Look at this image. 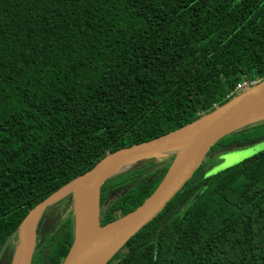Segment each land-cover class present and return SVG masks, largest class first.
Returning <instances> with one entry per match:
<instances>
[{"label": "trees", "instance_id": "obj_1", "mask_svg": "<svg viewBox=\"0 0 264 264\" xmlns=\"http://www.w3.org/2000/svg\"><path fill=\"white\" fill-rule=\"evenodd\" d=\"M263 79L264 0H0V255L30 209L106 155L176 131L239 82ZM229 136L256 143L264 122ZM225 138L209 153L233 144ZM173 157L109 177L100 225L139 207ZM209 169L107 264H264V150ZM73 198L43 213L31 264L68 254Z\"/></svg>", "mask_w": 264, "mask_h": 264}, {"label": "water", "instance_id": "obj_2", "mask_svg": "<svg viewBox=\"0 0 264 264\" xmlns=\"http://www.w3.org/2000/svg\"><path fill=\"white\" fill-rule=\"evenodd\" d=\"M262 121H264V79L176 131L106 155L91 170L61 187L28 211L16 231L17 246L11 264H15L18 253L21 256L19 264H31L36 245L37 226L43 213L68 196L77 195L80 189L89 187L93 188L96 195V225L79 235L76 217L74 242L66 257L58 264H107L134 235L167 207L191 180L218 141ZM163 155H174V157L155 190L139 207L101 226L102 184L136 161ZM128 157L129 160L121 168L116 169L117 165ZM106 253L107 256L101 262Z\"/></svg>", "mask_w": 264, "mask_h": 264}, {"label": "rangeland", "instance_id": "obj_3", "mask_svg": "<svg viewBox=\"0 0 264 264\" xmlns=\"http://www.w3.org/2000/svg\"><path fill=\"white\" fill-rule=\"evenodd\" d=\"M264 121H262L263 123ZM260 123V122H259ZM257 124V123H256ZM240 137L229 136L224 139V142L233 143L231 146L226 147L222 151L213 150L211 153H208L206 158L203 161V166H208L210 169V174L217 173L219 171L224 170L227 167L235 165L244 159H247L258 152L264 150V139L257 141L256 143L245 145V146H237L238 139ZM162 157H168V155H163ZM160 157V158H162ZM160 158L150 159L149 164H155ZM210 164V165H209ZM126 168V167H125ZM123 170V169H122ZM121 170V171H122ZM74 216L76 221V195L74 196ZM76 223V222H75ZM17 239L16 234L13 235L9 241L6 243L4 250L0 255V264H2V260L6 259V253L11 250V248L16 249Z\"/></svg>", "mask_w": 264, "mask_h": 264}, {"label": "bare ground", "instance_id": "obj_4", "mask_svg": "<svg viewBox=\"0 0 264 264\" xmlns=\"http://www.w3.org/2000/svg\"><path fill=\"white\" fill-rule=\"evenodd\" d=\"M127 160H129V157L122 160L117 165L116 169L121 168ZM76 217H77V231L79 235L95 227L96 225V195L92 187L83 188L78 191L76 195ZM106 256H107V253L103 256L101 262H103ZM20 262H21V256L18 253L15 259V264H19Z\"/></svg>", "mask_w": 264, "mask_h": 264}, {"label": "built area", "instance_id": "obj_5", "mask_svg": "<svg viewBox=\"0 0 264 264\" xmlns=\"http://www.w3.org/2000/svg\"><path fill=\"white\" fill-rule=\"evenodd\" d=\"M256 81H247V80H243L241 82H239L235 88L231 91V93L228 95L227 98L231 99L232 97L236 96L237 94L253 87L254 85H256Z\"/></svg>", "mask_w": 264, "mask_h": 264}]
</instances>
